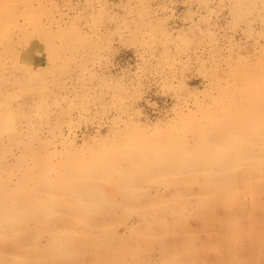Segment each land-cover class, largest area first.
Listing matches in <instances>:
<instances>
[{
  "label": "rangeland",
  "instance_id": "1",
  "mask_svg": "<svg viewBox=\"0 0 264 264\" xmlns=\"http://www.w3.org/2000/svg\"><path fill=\"white\" fill-rule=\"evenodd\" d=\"M251 101L264 104V0H0V196L24 183L58 212L79 172H100L99 200L114 209L108 227L85 223L100 241L81 264H163L161 245L182 239L193 242L181 264H264V169L217 164L208 185L175 165L195 155L183 148L215 165L221 128ZM238 134L237 147L250 138Z\"/></svg>",
  "mask_w": 264,
  "mask_h": 264
},
{
  "label": "bare ground",
  "instance_id": "2",
  "mask_svg": "<svg viewBox=\"0 0 264 264\" xmlns=\"http://www.w3.org/2000/svg\"><path fill=\"white\" fill-rule=\"evenodd\" d=\"M256 105L257 107L255 108L254 106ZM259 105V102L251 101L246 106L248 108H244L243 111H241L236 116L237 121L243 119L244 116H250L248 124L246 125V128L244 130H238L239 126L237 125V121L233 124L230 120H228L226 122V125L221 128L222 131L218 134L219 141L212 146V148L215 149L216 155L218 157L216 160L210 159L211 161L216 162L215 165L198 164V162L201 161L202 156L200 155L199 151L194 149L191 150L190 148H188L186 151L185 148H183L182 152L190 151L189 153H191L192 151H194L195 155H189L186 157V159L177 161L175 165L179 164V166H181L187 164L191 170L197 168L202 173L204 171L206 176L204 178L206 179V184L208 185L214 184V182L215 184L220 183V181L217 179L221 178L220 176L222 173L220 172V168L223 166L224 168L233 167L234 169L237 168L236 165L239 162L247 160L248 164H244L246 166L245 170L256 169L259 166L260 168L264 169V104L262 103V105ZM245 112L247 114H245ZM239 132L243 134L241 138L246 135L245 132H247V138H250L249 140H247V142L241 145L239 144L240 147L238 145V148V140H233V138L237 139V137L239 136ZM231 140L232 143L229 142ZM229 143L235 145L234 148ZM254 145L256 149L251 148V146ZM217 164L218 166H220L219 169L217 168ZM189 168L187 169L189 170ZM197 169H195V171H192V173L197 172ZM90 170L91 172H79V174H81L82 177L85 178V180L84 182H81L80 185L72 188L74 191L72 195H69V197L72 198L73 203L61 202L62 204L59 205L58 212H56L57 204H55L54 206H50L45 202V194H41V198L38 196L39 199H37L36 201H29L27 191H25L24 183L21 185V187L19 185L20 188L17 191H6L5 195L0 196V264H81L80 262H78V260H80L81 253L85 252L88 248L95 247L97 242L100 241V237L95 236L93 233H91V231H84L85 223L89 224L87 228L90 229L92 227L103 228V226H107L102 218V216H104L103 212L109 215L112 214L111 211L114 209L112 208L111 203L100 202V195L103 194L102 192H99V189L94 182L96 181L94 177L97 178L98 175H100V172H97L96 170L93 171V168ZM169 170H163V173L167 175L169 174L167 173V171H171L172 173V170ZM177 170L179 169L176 168V171ZM221 171H223V169ZM175 173L178 174L175 171L172 174ZM157 174H159L158 176L161 175L160 173ZM243 178V180H248L247 177L245 178L243 176ZM138 184L139 182H127L128 188H131L132 186L135 187ZM39 188L40 187L37 188V191L38 193H41V189ZM225 192L226 194L223 197V201L226 202L225 204H229L231 202L230 206L233 207L231 208L234 210H239L242 206L238 199H231V189H227V191L225 190ZM55 198V202L58 203L60 201L59 198ZM162 203L165 202L162 201ZM185 203V198H183L182 202L179 204V207L181 209L184 208ZM149 204L151 206L153 205L151 203ZM166 205L167 203H165V205L163 206L165 207V209ZM145 207H149V205L147 204L145 205ZM62 212L68 215L70 214L69 216L78 217L77 221L71 225H68L62 222V220H57L56 214L58 213V215H60L62 214ZM95 213H100L101 218L98 219L95 224H92L91 222L88 223L87 221L91 219L90 216L93 217ZM86 217L87 221L84 219ZM35 229H40L39 231L42 232L46 231L51 235L48 243L45 244V246H41L40 244H38V239H36L35 235L33 234ZM39 231H37V233H39ZM167 232L168 231H165V233ZM162 234L164 233L162 232ZM142 236L147 238V240L149 241L155 238L157 235L150 229L142 232ZM96 238H98V240ZM160 238L163 240L164 236H160ZM191 242H193V240L191 239H182L170 242V244L167 243L161 245L162 263L181 264L182 259H179V254H176L178 251L177 249H180L182 247L183 251H186L191 245ZM149 243L151 242L149 241ZM231 244L232 241L230 242V245ZM168 248L170 250H168ZM94 253L91 254L94 255ZM98 253L100 254V252ZM92 258H94V256ZM93 260L91 262H93ZM94 263L95 262H93V264Z\"/></svg>",
  "mask_w": 264,
  "mask_h": 264
}]
</instances>
